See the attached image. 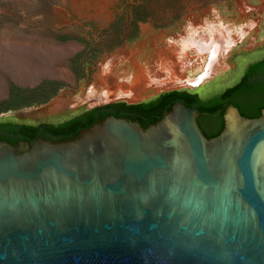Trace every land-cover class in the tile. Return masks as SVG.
I'll return each instance as SVG.
<instances>
[{
	"label": "water",
	"instance_id": "water-1",
	"mask_svg": "<svg viewBox=\"0 0 264 264\" xmlns=\"http://www.w3.org/2000/svg\"><path fill=\"white\" fill-rule=\"evenodd\" d=\"M53 100L9 118H67H39ZM199 115L176 101L147 127L0 140V264H264V108L229 104L211 138Z\"/></svg>",
	"mask_w": 264,
	"mask_h": 264
},
{
	"label": "rangeland",
	"instance_id": "rangeland-1",
	"mask_svg": "<svg viewBox=\"0 0 264 264\" xmlns=\"http://www.w3.org/2000/svg\"><path fill=\"white\" fill-rule=\"evenodd\" d=\"M244 2L251 7L246 15L240 13L239 0H0V106L8 101L12 87L35 94L53 83L56 93L48 101L63 95L75 105L40 119L65 118L114 103L90 104L92 97L102 93L94 89L101 60L135 50L137 63L152 69L158 57L164 55L169 61L181 47L180 37L188 31L190 19L197 21L200 39L208 37L201 21L209 29L222 26V35L244 33L228 55L220 57L225 69L181 88L210 98L237 83L249 64L264 58V0ZM194 51H188L190 57L196 55ZM207 55L195 60L186 76L198 78L209 63ZM133 70L131 64L121 62L115 76ZM153 91L148 88L143 95L154 98L158 93ZM45 103L8 109L0 112V119H9L17 111L40 109Z\"/></svg>",
	"mask_w": 264,
	"mask_h": 264
},
{
	"label": "trees",
	"instance_id": "trees-1",
	"mask_svg": "<svg viewBox=\"0 0 264 264\" xmlns=\"http://www.w3.org/2000/svg\"><path fill=\"white\" fill-rule=\"evenodd\" d=\"M53 84L50 89L43 87L41 93L35 94L30 89L12 87L8 101L0 106V112L47 102L56 93ZM176 101L195 107L200 113L199 125L208 138L222 130L223 112L229 104L236 106L245 117H258L264 108V58L249 64L237 83L207 99H202L194 91L180 89L160 93L139 103L114 102L96 106L55 123L0 119V140L15 145L20 140L32 143L37 137L52 141L72 139L80 130L109 115L135 120L147 127L161 118Z\"/></svg>",
	"mask_w": 264,
	"mask_h": 264
},
{
	"label": "bare ground",
	"instance_id": "bare-ground-1",
	"mask_svg": "<svg viewBox=\"0 0 264 264\" xmlns=\"http://www.w3.org/2000/svg\"><path fill=\"white\" fill-rule=\"evenodd\" d=\"M239 5L241 14L246 15L251 11V7L246 4L244 0H239ZM262 9L263 6L261 5L258 11L261 12ZM188 22V31L180 37L183 41L181 47L174 52L169 61L163 57L164 55L161 56L162 58L158 57V61L152 69L137 63L135 60V50L129 53H115L105 56L98 65L99 70L94 83V89L96 87L100 88L102 93L92 97L90 99V104L94 105L111 100H125L130 103L139 102L151 96L143 95V92L148 88H153V94L160 93L164 90L182 88L191 84H197L201 80L208 79L213 74H217L225 69L227 65H224L223 62L221 63L219 60L220 57L222 58L225 54L228 55L232 46L242 38L244 33L237 36H233L230 33L222 35L224 32V30L220 28L222 26L209 29V25L206 26V24L201 21V23H203L202 26L208 28H206V35L208 37L200 39L196 33V28L198 26L197 21L190 19ZM173 43L172 46H174L176 42ZM191 48H194L196 51V55L193 57H190L188 53ZM163 52L165 53V51ZM206 54H208L206 58L209 63L203 69L202 74L196 79H191L186 76L185 72L191 68L193 62L200 58H204ZM121 62L133 66L134 70L133 73L131 72L132 74L130 73L131 75H126L121 72L118 77L115 76V67ZM161 76L162 79H158V77ZM73 103V100L68 101L66 97L61 95L54 99L40 115L56 112L63 107H68V105H75Z\"/></svg>",
	"mask_w": 264,
	"mask_h": 264
},
{
	"label": "flooded vegetation",
	"instance_id": "flooded-vegetation-1",
	"mask_svg": "<svg viewBox=\"0 0 264 264\" xmlns=\"http://www.w3.org/2000/svg\"><path fill=\"white\" fill-rule=\"evenodd\" d=\"M80 113V112H79ZM199 117H200V115L198 116V122H199V124H200V121H199ZM9 119H11V118H9ZM59 120H44V121H40V122H50V123H55V122H58ZM205 126V125H204ZM201 128L203 129V127L201 126ZM207 128V127H206ZM203 132L205 133V131H204V129H203ZM206 134V133H205Z\"/></svg>",
	"mask_w": 264,
	"mask_h": 264
}]
</instances>
